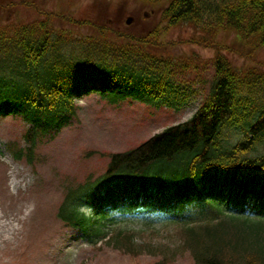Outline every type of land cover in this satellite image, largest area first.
<instances>
[{
  "label": "trees",
  "instance_id": "16d2710c",
  "mask_svg": "<svg viewBox=\"0 0 264 264\" xmlns=\"http://www.w3.org/2000/svg\"><path fill=\"white\" fill-rule=\"evenodd\" d=\"M166 2L167 27L191 25L204 34L188 43L215 49L210 92L188 121L106 154L105 171L68 191L60 217L92 237L113 211L178 215L197 264H264V72L236 66L223 51L253 58L216 40L227 29L246 48L264 47V0ZM35 8L44 19L0 27V115H21L29 125L28 147H17L16 159L25 153L32 162L39 140L71 117L75 98L91 91L111 103L130 99L177 110L186 104L182 75L197 66L152 49L166 45L160 43L166 28L136 36ZM54 16L125 41L70 40L51 26ZM77 45L82 54L74 56Z\"/></svg>",
  "mask_w": 264,
  "mask_h": 264
},
{
  "label": "rangeland",
  "instance_id": "374dc122",
  "mask_svg": "<svg viewBox=\"0 0 264 264\" xmlns=\"http://www.w3.org/2000/svg\"><path fill=\"white\" fill-rule=\"evenodd\" d=\"M166 1L149 4L143 0H0L1 28L44 19L35 7L66 14L74 20L108 24L118 32L136 36L160 26L166 28L160 37V43L166 45L152 49L161 56L188 60L197 66L182 75L186 104L180 110L156 108L130 99L111 103L98 94L77 98L74 113L62 127H52L39 140L32 162L25 153L21 160L13 156L17 147H28L24 140L28 125L24 118L0 115V215L5 223L19 219L20 222L13 223L24 229L8 246L0 236V264H196L188 233L162 216L155 222H146L141 216L123 221L118 214H110V218L102 221L101 230L106 232L100 233L109 236L95 244L67 227L59 214L70 189L105 171L106 154L130 150L167 127L188 121L209 94L215 49L188 43L200 40L204 34L191 25L167 27L163 16ZM129 16L134 17L130 24ZM50 24L73 41L92 37L112 43L125 41L113 32L100 33L88 25L68 23L60 16H54ZM216 40L225 47H239L253 58L223 51L236 66L264 72V47L254 49L253 44L246 48L240 44L236 32L227 29H220ZM170 42L176 44L169 45ZM79 48L74 47V56L82 54ZM15 180L17 195L12 184ZM5 191L14 193L15 199L6 198ZM20 206V213L13 211ZM120 230L122 236L115 239ZM125 235L132 236L131 240Z\"/></svg>",
  "mask_w": 264,
  "mask_h": 264
},
{
  "label": "bare ground",
  "instance_id": "6f19581e",
  "mask_svg": "<svg viewBox=\"0 0 264 264\" xmlns=\"http://www.w3.org/2000/svg\"><path fill=\"white\" fill-rule=\"evenodd\" d=\"M12 184H14V191L15 194L17 195L18 193V182L15 180L14 182H12ZM14 193H11L10 191H5V197L12 200L15 199L16 195ZM22 210V206L15 208L13 211H17V212H21ZM2 218L3 216L0 215V236L1 238H4V244L6 246L10 245L12 243L13 240H16V235L17 234H22L24 232L23 227L20 226H16L14 225L13 221H17L20 222V220H7V223L2 222ZM1 259V257H0Z\"/></svg>",
  "mask_w": 264,
  "mask_h": 264
},
{
  "label": "water",
  "instance_id": "95a60500",
  "mask_svg": "<svg viewBox=\"0 0 264 264\" xmlns=\"http://www.w3.org/2000/svg\"><path fill=\"white\" fill-rule=\"evenodd\" d=\"M132 21H133V18L130 17V18H128L127 23L130 24Z\"/></svg>",
  "mask_w": 264,
  "mask_h": 264
}]
</instances>
